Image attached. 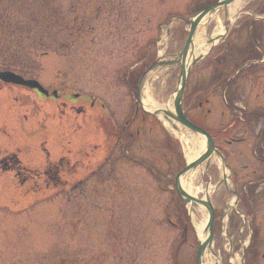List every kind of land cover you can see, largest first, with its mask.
<instances>
[{
	"label": "rangeland",
	"instance_id": "obj_1",
	"mask_svg": "<svg viewBox=\"0 0 264 264\" xmlns=\"http://www.w3.org/2000/svg\"><path fill=\"white\" fill-rule=\"evenodd\" d=\"M203 2L0 0V27L6 16L29 32L27 39L0 37V66L59 95L0 83V264H195V240L189 231L182 239L172 189L161 190L145 167L163 172L170 188L181 137L172 131L176 140L167 138L141 109L127 131L117 127L131 108L126 81L143 62L180 51L186 40L187 27L176 20L163 33L164 44L148 47L160 34L158 24L191 16ZM192 76L193 70L186 81ZM175 83L176 75L155 71L148 80L152 100L164 104ZM73 93L79 94L73 107L63 105ZM183 98L192 117L189 89ZM121 144L139 161L122 157ZM54 164L60 169L52 175ZM223 247L225 254L228 243ZM241 259L239 250L229 258Z\"/></svg>",
	"mask_w": 264,
	"mask_h": 264
},
{
	"label": "flooded vegetation",
	"instance_id": "obj_2",
	"mask_svg": "<svg viewBox=\"0 0 264 264\" xmlns=\"http://www.w3.org/2000/svg\"><path fill=\"white\" fill-rule=\"evenodd\" d=\"M216 1L206 0L205 4ZM231 9L208 20L204 34L214 35V43L193 66L192 80L186 81L184 94L188 89L191 92L192 117L186 98L184 110L207 132L212 146L193 185L198 199L209 190L214 248L224 264H236L229 258L237 250L242 254L239 264H264V0H240ZM74 97L66 96L63 105L72 108ZM13 160L20 170L28 169L17 157ZM174 162L177 171L184 166L183 157L177 156ZM49 168L55 175L60 166ZM176 201L182 210L179 218L183 227L186 225L184 241L189 231L196 245L195 233L184 217L185 208L177 196L173 205ZM225 242L228 250L224 254L219 249L225 250Z\"/></svg>",
	"mask_w": 264,
	"mask_h": 264
},
{
	"label": "water",
	"instance_id": "obj_3",
	"mask_svg": "<svg viewBox=\"0 0 264 264\" xmlns=\"http://www.w3.org/2000/svg\"><path fill=\"white\" fill-rule=\"evenodd\" d=\"M230 0H222L219 2L220 7L225 6L228 4ZM214 6H209L204 8L201 12L196 14L195 16H190L188 19H181L185 25L189 26L188 37L185 42V46L183 50L178 53L169 56L168 58L164 59H157L153 63H151L148 68L143 72L141 75L139 82H138V97L140 98L142 84L147 77H149L153 71L163 68L165 66L169 67V69L174 70L176 67L181 68L180 76L176 85V88L173 94L170 97V101H167L165 108L156 107L154 109H144L143 105L141 104L144 112L151 114L153 117L164 120L166 124L174 129L176 132L180 133L183 130H188L189 132L196 134L198 136L203 137L204 140V150L200 154L199 158L196 161L191 162L188 164L176 177L175 179V188L176 191L182 201L183 204L187 205L190 210H193L194 207H197L199 204L203 208L205 207L208 212V220L206 223L205 231L203 236L198 238V251H197V264H201V257L205 251L211 250V241H212V234H211V224H212V210L211 206L208 201H196L193 197L187 195L180 186L179 178L183 173L193 169L198 162L204 159L210 152H211V144L208 136L197 126L192 124L188 118L184 115L181 107V96L183 91V86L185 82V77L187 71L194 63L195 58L193 57V50L191 45V38L194 31V28L199 21V19L207 12L213 10ZM0 80L6 83H12L16 85L25 86L28 88H34L40 93L46 94V91L35 81L32 79H24L19 75H16L9 71L0 72ZM200 207V206H199ZM201 208V207H200Z\"/></svg>",
	"mask_w": 264,
	"mask_h": 264
},
{
	"label": "bare ground",
	"instance_id": "obj_4",
	"mask_svg": "<svg viewBox=\"0 0 264 264\" xmlns=\"http://www.w3.org/2000/svg\"><path fill=\"white\" fill-rule=\"evenodd\" d=\"M239 1L240 0H235L233 6H236ZM173 22L174 21H172L169 25L173 24ZM169 25L165 27V31L169 29ZM194 38H195L194 43H197V51H198L204 46V37L198 34ZM149 89L150 86H148V82L144 81L142 84L141 103L144 108H148L151 110L159 105L152 100L148 91ZM181 139L183 144H185L184 155L186 157V160H192L194 157H196L198 150L203 149V141L201 139H194V137L192 136L183 137ZM185 189L188 192L192 193L191 192L192 188L190 187V185H188L187 187L185 185ZM197 228L200 229L201 228L200 225H198Z\"/></svg>",
	"mask_w": 264,
	"mask_h": 264
},
{
	"label": "trees",
	"instance_id": "obj_5",
	"mask_svg": "<svg viewBox=\"0 0 264 264\" xmlns=\"http://www.w3.org/2000/svg\"><path fill=\"white\" fill-rule=\"evenodd\" d=\"M3 18H5L4 19L5 24L2 25V27H0V37L5 38V39H3V41H5L6 39H9V38H11L12 40L21 39V38H23V39L29 38V36H28L29 32L27 33V29H25V32H24L25 35H24V33H23L24 30L13 27L12 21H10L8 19V17L4 16ZM0 69H12L13 70L15 68H11V67H9V65L5 64L3 66H0ZM18 71L21 72V70H18Z\"/></svg>",
	"mask_w": 264,
	"mask_h": 264
}]
</instances>
